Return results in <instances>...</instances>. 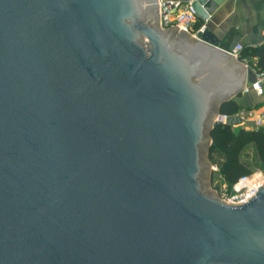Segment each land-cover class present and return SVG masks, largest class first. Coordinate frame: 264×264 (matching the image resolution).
I'll list each match as a JSON object with an SVG mask.
<instances>
[{
  "label": "water",
  "instance_id": "water-1",
  "mask_svg": "<svg viewBox=\"0 0 264 264\" xmlns=\"http://www.w3.org/2000/svg\"><path fill=\"white\" fill-rule=\"evenodd\" d=\"M179 28L160 0H0V264H264V185L208 183L254 72Z\"/></svg>",
  "mask_w": 264,
  "mask_h": 264
},
{
  "label": "crops",
  "instance_id": "crops-1",
  "mask_svg": "<svg viewBox=\"0 0 264 264\" xmlns=\"http://www.w3.org/2000/svg\"><path fill=\"white\" fill-rule=\"evenodd\" d=\"M203 27L223 48L231 50L236 44H241L242 50L250 51L251 48L264 44V0H225L207 20L198 17L190 34L194 35ZM237 61L245 63L247 69L254 72L255 67H251L247 61L240 58H237ZM247 82L248 79L242 89L229 96L230 100H234L241 110L262 109L264 97L257 94L253 88H249L250 84ZM244 125L241 121L233 126L239 128L245 127Z\"/></svg>",
  "mask_w": 264,
  "mask_h": 264
},
{
  "label": "built area",
  "instance_id": "built-area-1",
  "mask_svg": "<svg viewBox=\"0 0 264 264\" xmlns=\"http://www.w3.org/2000/svg\"><path fill=\"white\" fill-rule=\"evenodd\" d=\"M194 0H160L161 4V25L163 27L180 26L179 29L191 31L198 15L193 7ZM243 45L236 44L229 50L239 56ZM249 88H253L257 94L264 97V70L254 69V78ZM248 89V87L246 88ZM242 118V123L248 128L264 127V106L262 109L248 108L240 110L237 114ZM229 114L219 112L214 120L219 124L227 123ZM264 185V171L246 173L241 175L231 185L223 183L217 188L220 198L229 203H242L252 197L260 186Z\"/></svg>",
  "mask_w": 264,
  "mask_h": 264
},
{
  "label": "trees",
  "instance_id": "trees-1",
  "mask_svg": "<svg viewBox=\"0 0 264 264\" xmlns=\"http://www.w3.org/2000/svg\"><path fill=\"white\" fill-rule=\"evenodd\" d=\"M257 57V60H255ZM241 60L247 61L251 67L264 70V44L250 51L241 50L239 54ZM239 105L234 100L225 101L220 112L234 115L240 111ZM212 143L209 147V157L218 155L216 162L222 176V183L231 185L241 175L251 173L252 169L242 159V151L249 144H254L262 168L264 169V127L235 128L231 124H219L210 132Z\"/></svg>",
  "mask_w": 264,
  "mask_h": 264
},
{
  "label": "rangeland",
  "instance_id": "rangeland-1",
  "mask_svg": "<svg viewBox=\"0 0 264 264\" xmlns=\"http://www.w3.org/2000/svg\"><path fill=\"white\" fill-rule=\"evenodd\" d=\"M244 124V123H243ZM211 139V138H210ZM210 142V141H209ZM208 142V144H209ZM242 159L249 165V167L252 169V172H256L257 170L264 171V169L261 166L259 157L257 155L256 149L253 145H248L246 148L242 151ZM218 155L215 153L213 155V159L209 157V145L207 149V159L209 161V171H208V183L209 187L212 191H214L216 194L217 188H221L222 186V176L219 171V166L216 160H218Z\"/></svg>",
  "mask_w": 264,
  "mask_h": 264
}]
</instances>
